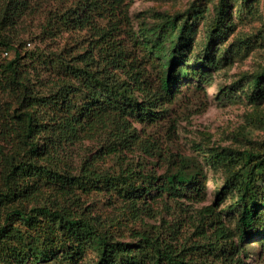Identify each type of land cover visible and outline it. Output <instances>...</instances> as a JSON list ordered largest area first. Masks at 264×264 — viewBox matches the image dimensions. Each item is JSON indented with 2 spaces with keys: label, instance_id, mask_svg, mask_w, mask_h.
<instances>
[{
  "label": "trees",
  "instance_id": "trees-1",
  "mask_svg": "<svg viewBox=\"0 0 264 264\" xmlns=\"http://www.w3.org/2000/svg\"><path fill=\"white\" fill-rule=\"evenodd\" d=\"M80 1L87 15L73 21L66 16L69 11L59 14L48 25V36H55L60 26L70 22L77 27L87 25L93 12L115 16L125 13L127 6V0ZM255 1L240 0L234 5L237 0H215L199 55L191 54L192 27L203 16L196 3L162 24L143 29L138 37L127 31L130 48L139 50L146 65L154 67L152 79L144 70L120 78L117 71H130L128 51L113 39L120 30L110 18L107 28L97 30L88 46L94 51L86 50L93 53L89 59L63 49L45 57L44 53L25 54L27 69L17 50L14 59L0 60V87L13 98L11 105L0 104V264H83L88 249L96 253L94 264H197L191 257L203 250L209 256L217 244H222L217 258L221 264H244L236 256L238 246L264 238V141L251 151L223 148L206 156L224 172L216 197L219 201L230 194L228 209L236 245L215 209L217 200L188 214L181 200L201 203L206 177L201 170L191 172L186 158L174 155L173 163L160 175L128 165L113 175L87 162L74 174L67 164L66 147L84 131L91 136L98 130H110L99 148L102 154L106 150L105 155L116 152L115 146L127 140H138L131 120L152 125L163 117V106L174 102L180 86L188 88L187 80L206 83L211 68L219 63L209 44L231 28L230 6L243 14L254 10ZM25 11L32 12L31 3L25 0L1 2L0 52L10 48L2 33L4 19ZM249 78L245 94L259 102L264 96V68ZM91 192L107 194L136 217L155 198H165L187 214L183 224L193 229L192 234L181 240L167 233L170 226L146 224L137 229L132 225L124 233L122 214L107 230L81 207V197Z\"/></svg>",
  "mask_w": 264,
  "mask_h": 264
},
{
  "label": "rangeland",
  "instance_id": "rangeland-1",
  "mask_svg": "<svg viewBox=\"0 0 264 264\" xmlns=\"http://www.w3.org/2000/svg\"><path fill=\"white\" fill-rule=\"evenodd\" d=\"M2 1L8 0H0V4ZM28 2L32 5V12L25 11L13 19H4L7 23L2 26L4 28L2 33L10 48L0 52V60L14 59V50H17L22 57L23 66L27 69L29 59H24L25 54L44 53L45 57L49 56V53H58L63 49L71 50L69 54L89 59L93 53L88 54L86 50L94 51L88 49V46L96 39L97 30L107 28L110 18L112 22L118 23L120 30L113 39L120 48L128 51L126 63L130 71L127 68L117 71L120 78L127 79L131 71L139 70L143 73L144 70L145 75L152 79L155 75L154 67L146 65L147 62L139 50L130 48L126 37L127 31L138 37L143 29L162 24L168 18L184 13L191 4L196 3V8L203 11V16L197 19L192 27L191 54L199 55L205 47L204 42L213 18L212 5L215 0H127L125 13L106 17L93 12L87 25L77 27L70 22L75 27H71L70 23L60 26L55 36H48L47 31L50 29L48 25L56 22L58 15L66 11H69L66 16L73 21L75 17L86 16L82 2L25 0V3ZM236 3L239 4L240 0L234 5ZM234 5L230 6L228 12L232 22L231 28L225 31L222 38H216L209 44L211 55L219 63L215 68H211L208 81L200 85L195 80H187L191 83L188 88L180 86V92L174 102L163 106L165 109L163 117L152 125L139 124L131 120L136 128L134 136L139 137L138 140L133 138L132 141L127 140L123 143L121 147L115 146L117 151L114 153L105 155L106 150H102L103 154L99 151L105 144V137L110 130H98L91 136H87L84 131L78 141L66 147L67 164L71 167L72 173L76 174L80 165L87 162L90 167L113 175L126 165L160 175L173 163L174 155H177L188 160L191 172L201 170L206 177V196L201 203L192 204L181 200L186 207L188 206L187 210H190L188 214L217 200L216 193L223 186L225 175L222 168L206 160V156L223 148L240 152L251 151V148H259V144L264 141V96L259 102H253L245 94L250 84L249 77L264 68V0L253 2L254 10L241 12L243 14H240ZM2 15L0 12V19ZM50 16L54 17L53 21L49 19ZM12 102L13 98L9 91L0 87V104L6 106ZM230 202V194L227 193L221 200H217L215 209L230 235L229 239L236 245L232 212L228 209ZM80 203L87 214H92L94 220L107 230L109 224L114 223L117 216L122 214L125 220H121L124 233L125 229L132 225L134 229L143 224L159 228L170 226L167 233H175L184 240L193 231L188 224L186 226L183 224L187 214L180 212L178 206L165 198H155L149 203V208L137 214L138 217L128 214L121 204L101 192H91L90 195L81 197ZM111 232L116 238L119 237V233L114 230ZM221 248L222 244H217L210 248L211 255L204 254L206 250H203V254L197 253L191 258L197 264H221L217 260ZM238 250L236 256L244 264H264V238L246 241L238 246ZM95 260L96 253L88 249L83 264H94Z\"/></svg>",
  "mask_w": 264,
  "mask_h": 264
}]
</instances>
